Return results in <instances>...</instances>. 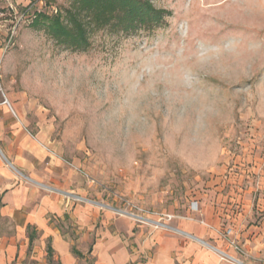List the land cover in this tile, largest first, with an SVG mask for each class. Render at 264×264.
Masks as SVG:
<instances>
[{"label":"rangeland","instance_id":"obj_1","mask_svg":"<svg viewBox=\"0 0 264 264\" xmlns=\"http://www.w3.org/2000/svg\"><path fill=\"white\" fill-rule=\"evenodd\" d=\"M147 1L161 27L116 30L83 11L79 48L34 24L66 23L77 0H0V107L61 163L104 233L115 220L174 232L137 216L184 214L222 169L264 173V0Z\"/></svg>","mask_w":264,"mask_h":264},{"label":"crops","instance_id":"obj_2","mask_svg":"<svg viewBox=\"0 0 264 264\" xmlns=\"http://www.w3.org/2000/svg\"><path fill=\"white\" fill-rule=\"evenodd\" d=\"M49 157L1 106L0 264H22L38 242L37 264H264V173L254 182V172L222 169L197 201V212L191 202L184 214L172 215L174 232L136 231L130 222L123 230L115 220L104 233L96 230L99 212L69 192L61 163ZM68 220L71 233L62 226L70 227ZM226 229L243 253L222 236ZM90 237L93 246L85 251Z\"/></svg>","mask_w":264,"mask_h":264},{"label":"trees","instance_id":"obj_3","mask_svg":"<svg viewBox=\"0 0 264 264\" xmlns=\"http://www.w3.org/2000/svg\"><path fill=\"white\" fill-rule=\"evenodd\" d=\"M77 12L67 13V22L62 15L39 14L34 21L37 25L48 22L46 28L60 43L81 47L86 43V30L79 15L86 11L88 17L99 25L111 24L116 30L136 31L144 28H158L164 23V13L155 9L147 0H77ZM49 256L52 249L49 248Z\"/></svg>","mask_w":264,"mask_h":264},{"label":"built area","instance_id":"obj_4","mask_svg":"<svg viewBox=\"0 0 264 264\" xmlns=\"http://www.w3.org/2000/svg\"><path fill=\"white\" fill-rule=\"evenodd\" d=\"M41 147L45 148V150L48 151L52 156L56 157V155H55L51 150L47 149V148H46L45 146H43V145H41ZM191 209H192L193 211L197 212V211L199 210V203H198L197 201L192 202V203H191ZM143 212H144V211H143ZM144 213H146V212H144ZM137 218H140V219L146 220V222H152V223L156 226V228H163V227H165V228H166V227L170 228L168 225L164 224L163 221H164L165 219L172 220V219H173V216H171V215H167V216L162 215V216H160V218H159L157 221H149L148 218L139 217V216H137ZM232 233H233L232 229H226V230L222 233V236H223L224 238H227V239H228V243H229V245H231L233 248H235L236 251H238V252H240V253H243V250L239 247V245L236 243V241H235L234 239H231V238H230V237L232 236ZM224 256H225L227 259L231 260V261L239 262V260H237L236 258L231 257V256H229V255H227V254H224ZM239 263H240V262H239Z\"/></svg>","mask_w":264,"mask_h":264}]
</instances>
